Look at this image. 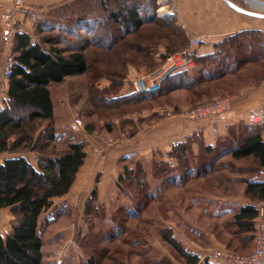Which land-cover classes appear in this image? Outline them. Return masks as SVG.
I'll list each match as a JSON object with an SVG mask.
<instances>
[{
    "label": "trees",
    "instance_id": "trees-1",
    "mask_svg": "<svg viewBox=\"0 0 264 264\" xmlns=\"http://www.w3.org/2000/svg\"><path fill=\"white\" fill-rule=\"evenodd\" d=\"M156 11V0H69L45 13L40 12L36 22L31 23V34L15 32L11 49L14 65L6 81L3 106L0 108V155L7 156L0 163V209H9L13 217L9 232L0 234V264L42 263V217L53 207L55 199L69 193L87 157L86 144L80 140L69 141L59 152L51 149V144L56 141V133L53 130L54 110L50 85L59 84L66 77L86 74L92 67L94 76L86 82L89 102L98 110L105 104L108 110L114 111L131 102L154 100L196 87L209 86L211 93H217L232 84L231 78L236 80L237 73L247 67L250 61L264 58L262 40L256 41L257 52H251L249 44V40L264 38V33L239 32L215 43L211 53L197 55L195 51L190 52L189 57L194 61L192 70L169 77L158 92L121 94L127 64H132L135 58L145 60L143 64L152 67L157 65L155 56L161 61L187 46L184 38L172 36L177 31L172 26V19L159 18ZM21 13L27 16V12ZM160 37H166L169 41L160 43ZM159 46L164 47V54L157 53ZM18 64L24 65L27 71ZM101 79L107 84L100 86ZM227 93L233 92L229 90ZM172 108L177 110L178 105ZM42 125L45 130L38 132ZM227 134V150L209 161L203 159L204 170L200 172V177L211 174L214 168H231L233 163L242 161L251 163L250 167L239 169L238 174L242 185L240 192L249 202L233 212L229 223L235 233H243L239 241L242 247L248 242L252 243L250 251L235 252L249 254L253 248L257 217L254 204L264 201V176L258 178L264 170V125L241 122L229 127ZM186 152L187 145L178 143L171 147L167 157L182 164ZM211 152L209 146L202 151L205 157ZM28 155L34 156V164L29 162ZM224 158L227 161L221 163ZM168 163L164 164L169 167ZM124 170L128 173L127 169ZM232 173L235 171L232 170ZM247 174L250 176L247 177ZM230 178V183L237 180ZM173 182L177 187L184 183L180 178L173 179ZM164 183L169 184L167 181ZM199 186L205 190L201 184ZM225 194L227 192L220 188L216 196L212 189L199 195L218 199V196ZM196 200L190 198L195 203ZM203 201L204 210L215 204L209 199ZM97 209V193L92 191L85 203L83 216L95 215ZM222 212L223 209H216L212 214L217 217ZM126 215L133 216V213ZM137 216L130 220L137 219ZM161 223L164 226L157 229L159 240L182 258L185 264H208L205 261L199 263L197 255L175 240L172 226ZM118 233L124 234L123 231H115L112 236L100 238L114 243L120 238L116 237ZM121 241L125 244L123 239ZM104 254L107 264H121V259H116V255L123 253L117 245ZM141 260L143 264H159L156 258L150 256ZM82 264L96 263L91 256Z\"/></svg>",
    "mask_w": 264,
    "mask_h": 264
},
{
    "label": "rangeland",
    "instance_id": "rangeland-1",
    "mask_svg": "<svg viewBox=\"0 0 264 264\" xmlns=\"http://www.w3.org/2000/svg\"><path fill=\"white\" fill-rule=\"evenodd\" d=\"M64 11L66 13L70 12ZM259 40H262L264 43L263 37L249 40L251 52H257L256 41L258 42ZM11 49L12 46L11 48L8 45L5 47L0 46V108L3 106L7 81L3 76L4 62L7 55L12 56ZM135 56L136 54L134 53V57ZM163 62L164 59L157 61V65L148 67L143 64L145 60L135 58L132 64H127V67L141 66L146 69L142 74H149L158 70ZM250 62L251 63L247 65V67L244 69L242 68L241 71L237 73L238 78L236 80L235 78H231L232 84H228L218 90L217 93H211L209 86H203V88L196 87L189 91H176L169 96H161L154 100L131 102V104L124 105L114 111L108 110L105 104H103L104 106L102 105V109L98 110V107L95 108L89 102L86 82L88 79H91L92 75L94 76V74H92L94 71L92 67L86 74L73 76L59 84H52L50 85V91L56 110V118L55 121H53L56 141L51 144V149L55 152H59L65 148L69 141L80 140L86 144L87 150V143L81 139L82 136L79 132L70 125L73 122L71 121L73 118L81 121V127H79L80 132H82L81 129H84L94 138H103L105 147L109 149L111 148L110 146L119 144L114 138L120 131H124L126 136H132L133 131L139 127L131 124L132 119H129V116H137L154 110L158 112L159 108H163L172 111L171 113L174 114L172 117H175L179 116L178 113L185 108L196 107L197 105L221 98L231 99L232 105L233 96L237 95L239 90L246 86L253 87L258 85L261 82H253L264 79V58L259 61L252 60ZM106 83L107 81L104 79L99 81L100 86ZM126 85L129 86H127L126 89L122 88L121 93L125 90L132 91V81H129ZM223 89L224 92H222ZM229 90H232L233 93H227ZM132 93L135 92L132 91ZM64 102L68 105L70 113L69 120L71 122H67L65 115L61 113V105L64 104ZM173 105H178L177 110L170 108ZM163 116L165 117V115ZM42 130H45L44 125L40 127L38 132ZM100 142H102V140ZM186 153L182 164H177L176 161L170 159L167 164L169 167L164 164L166 162L159 159H153L143 164L135 159H129L121 168V178L119 179V176L117 179L116 189L114 192L108 191V194L111 192L112 196L107 195L109 197L107 203H97L98 209L95 215L83 216L80 220H77L78 213H82L81 202L75 203L72 206L54 202L53 207L47 211L50 212L49 215H43L40 225V233L44 246L42 264H56L52 253L63 246L65 238H67V236H63L64 230L71 224L74 225L75 229H78L77 234L79 235L80 233L77 241L72 246L78 248L77 252L83 255L81 264L84 259L86 260L91 256L96 264H107L108 261L105 260L106 257L104 253L111 250V248L113 249L116 245L123 253V255H116V259H121V264H126V261L128 264H141V258L145 257L148 259L149 256L158 259V251L153 245L159 239L157 229L159 226H164L161 222L166 224L167 220L173 222L178 210L185 209L187 206L189 207L191 201L188 200L190 198H192V200L197 198V205L200 207H204V199H209L215 204H213L212 208H208L215 211L223 207L217 203L219 199L215 197L212 199L203 197L199 195L200 193L212 189L216 196L219 194L221 188V190L224 189L228 194L234 193L233 197H238L240 195L242 185L240 184L238 175L240 174L239 169L247 166L250 167V162L245 163L242 161L240 163H233L231 168L228 166L226 169L221 167L220 170H216L214 168L211 174L200 177V172L204 170L202 160L208 158L205 157L202 151L197 152L195 155L191 154L189 151ZM5 156L6 155H0V161ZM28 159L34 162L33 155H28ZM211 159L212 157L208 159V161ZM224 161H227V159L224 158L220 162L222 163ZM158 162L162 163L158 164ZM124 169H127L128 173H125ZM232 170L235 171V173H232ZM249 176L250 174H247V177ZM230 177H234L233 179L237 180H233V182L230 183ZM176 178H180V181L182 183L184 182L181 187L173 185V179L175 180ZM165 181L169 182V184L164 183ZM205 182H207V184ZM200 184L205 190L200 189ZM196 193L199 194L197 195ZM90 194H88V197H90ZM79 209L81 211H79ZM129 212L133 213V216L126 215V213ZM135 215H138V218L130 220L135 217ZM5 216L7 219L9 218V221L12 219V215L8 209H1L0 217ZM230 219L231 216H228L225 221ZM9 225H11V221ZM117 227H121V229H117ZM3 228H0L1 232ZM115 231H123L124 234L118 233L116 237L120 238L116 239L114 243H109V241L100 238L104 235L112 236L115 234ZM230 231H232V229H230ZM75 234L74 232V235ZM122 239L125 244L122 243ZM155 246L159 247L157 243ZM70 249H68L66 256H69ZM147 249L148 251L151 249L148 255H146L147 253L145 254ZM127 253L131 254L126 257ZM138 253L140 254L138 255ZM63 264H78V261L75 256H71V258H65Z\"/></svg>",
    "mask_w": 264,
    "mask_h": 264
},
{
    "label": "crops",
    "instance_id": "crops-1",
    "mask_svg": "<svg viewBox=\"0 0 264 264\" xmlns=\"http://www.w3.org/2000/svg\"><path fill=\"white\" fill-rule=\"evenodd\" d=\"M66 1L69 0H22L21 8L45 13ZM228 1L248 11L264 14V0ZM12 2L13 0H0V11L10 6ZM156 3L157 16L162 19H172V26L177 30L172 36L184 38L187 44L186 48L189 47L191 39H200L199 47L190 49L191 52L195 51L197 55L211 53L215 43L239 32L259 31L264 33V19L240 14L231 9L222 0H156ZM17 31L28 34L32 32L31 23L22 13L18 15ZM159 40L161 41L160 43L169 41L166 37H160ZM164 52V47L159 46L157 53L164 54ZM155 59L159 61L156 56ZM145 71L146 69L141 66H128L122 88L126 89L129 86L126 85L129 81L131 82L138 74H142ZM71 77L73 76L66 77L64 80ZM128 92L132 93L131 90H125L121 94H128ZM233 97L231 111L212 120L192 121L180 116L164 117L156 110L137 116H129V119H132L131 124L139 127L133 131L132 136H126L124 131H120L114 138L119 144L110 146L111 148L109 149L105 147L103 138H94L84 129H81L82 132H80L79 128L74 127L82 136L81 139L87 143V157L83 166L79 169L69 193L55 199L54 202L68 206L81 202L82 213H78L77 216V220H80L83 217L88 194L92 190L97 193V203H107L109 198L107 195L112 196L111 192L116 189L115 186H117L121 168L129 159H135L141 164L148 163L153 159L168 162L167 153L173 145L178 143L186 144L188 151L193 155L203 151L206 146L211 147L213 152L207 155L208 159L227 150L228 128L237 123L248 122L249 115L253 111L260 108L264 110V81L253 87L246 86L242 88ZM53 110L55 121L56 110L54 104ZM61 113L65 115L67 122L70 121L68 105L65 102L61 105ZM74 119H71V121H74ZM70 125L73 127V122ZM101 140L102 142H100ZM6 158L7 156L3 157L0 163ZM29 162L34 164L35 161L29 160ZM263 176L264 170L261 171L258 178ZM108 191H111L110 194H108ZM218 199L217 203L223 206V212L217 217L212 214L210 209L204 210L203 207L191 201L189 204L191 206L185 209L186 211L181 212V210H178L179 212L177 211L173 222H167L173 228L175 240L183 248L197 255L200 258L199 263L205 261L208 264H223L221 260L213 256L214 251L228 249L234 252L246 253L250 251L252 246V243L248 242L242 247L239 241L243 233H235L234 227L229 225L232 219L225 221L228 216L232 218L233 212H237L240 207L249 202L243 197L242 191L238 197L230 196L227 193L223 196H218ZM261 202L264 203V201ZM256 204H254V207ZM79 211L81 210L79 209ZM49 213L45 214L48 216ZM10 221L6 216L0 217V226L3 225L7 229V232L2 233V235L9 232ZM74 232L76 233L75 235ZM77 233L78 229H75L73 224L64 230L63 236H67L64 244L70 242L71 245L68 249L72 247L69 251V256L67 255L68 257L66 256L65 258L68 259L71 256H75L78 264H81L83 255L77 252L78 248L72 246L80 235V233L79 235ZM158 240L153 245L158 251L157 260L159 264H185L182 258L178 257L169 247ZM156 243L159 247L155 246ZM145 254H149L148 249ZM141 262L143 264V260ZM126 264H128L127 261Z\"/></svg>",
    "mask_w": 264,
    "mask_h": 264
},
{
    "label": "built area",
    "instance_id": "built-area-1",
    "mask_svg": "<svg viewBox=\"0 0 264 264\" xmlns=\"http://www.w3.org/2000/svg\"><path fill=\"white\" fill-rule=\"evenodd\" d=\"M22 0H13L12 4L0 11V46H11L14 44V34L17 32L18 15L21 12H27V19L30 23H35L39 15L34 10L22 9ZM200 45L199 38L190 40L189 47L180 52L169 54L164 58L162 66L149 74H139L132 80V91L135 93H154L158 92L163 83L174 74L184 71H190L194 67V61L189 57L190 49ZM3 76L7 80L12 73L14 60L11 55L5 58ZM22 70L27 71L26 67L18 64ZM231 99H215L208 103L197 105L196 107L185 108L178 115L187 120H212L227 112H230ZM158 112L165 117H172V111L159 108ZM249 121L253 125H264V110L257 109L249 115ZM73 127H81V121L74 119ZM257 217L255 219V229L253 233V248L249 254H239L232 250L224 249L213 252V256L223 262V264H264V203L255 205ZM3 228V225L0 228ZM7 232L4 227L0 233ZM70 242L64 244L60 249L52 254L56 264H63Z\"/></svg>",
    "mask_w": 264,
    "mask_h": 264
},
{
    "label": "water",
    "instance_id": "water-1",
    "mask_svg": "<svg viewBox=\"0 0 264 264\" xmlns=\"http://www.w3.org/2000/svg\"><path fill=\"white\" fill-rule=\"evenodd\" d=\"M222 1H224V3H226V5H228L231 9H233L234 11H236L240 14L250 16V17L264 19V14H259V13H254V12L248 11L246 9H243V8L231 3L228 0H222ZM34 12L38 13L37 11H34Z\"/></svg>",
    "mask_w": 264,
    "mask_h": 264
}]
</instances>
